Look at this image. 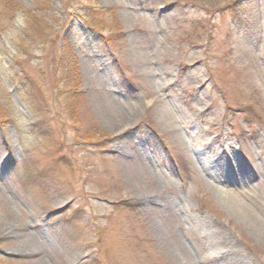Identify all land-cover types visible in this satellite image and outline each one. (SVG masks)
<instances>
[{
    "label": "rangeland",
    "instance_id": "rangeland-1",
    "mask_svg": "<svg viewBox=\"0 0 264 264\" xmlns=\"http://www.w3.org/2000/svg\"><path fill=\"white\" fill-rule=\"evenodd\" d=\"M18 1L60 40L27 73L0 42V264H264V0H95L113 50L86 0ZM69 53L109 135L87 145L52 88Z\"/></svg>",
    "mask_w": 264,
    "mask_h": 264
},
{
    "label": "trees",
    "instance_id": "trees-1",
    "mask_svg": "<svg viewBox=\"0 0 264 264\" xmlns=\"http://www.w3.org/2000/svg\"><path fill=\"white\" fill-rule=\"evenodd\" d=\"M70 8L68 7V9ZM78 12L85 24L100 35L108 47L112 50L116 48L117 44L115 43L121 39V29L118 16L113 9L99 6L95 0H86V5L83 4ZM192 33L194 36L203 38L195 25H192ZM8 39L16 46V52L13 55L14 65L20 69L19 72H26L22 64V55L27 58L29 51L40 44H43V48L46 45L58 47L60 29L54 30L52 27H47L31 11L23 8L18 0H0V42L6 43ZM188 39L194 40V37L191 35ZM188 41L192 43L191 40ZM55 60L57 63L52 67V79L54 80L52 88L56 89L57 95H63V97L67 95V110L75 124V133L78 138L75 144L85 142L87 145L91 140L109 136L107 132L99 128L82 126L78 120V110L86 104V95L81 88L82 75L78 67L77 56L69 53L61 60H57V58ZM33 87L37 88L36 83ZM8 96L11 97L6 90L1 89L0 84V123L8 121L6 104L11 101ZM178 164L180 167L182 163Z\"/></svg>",
    "mask_w": 264,
    "mask_h": 264
}]
</instances>
